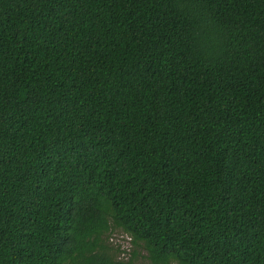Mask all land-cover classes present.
<instances>
[{
  "label": "trees",
  "instance_id": "1",
  "mask_svg": "<svg viewBox=\"0 0 264 264\" xmlns=\"http://www.w3.org/2000/svg\"><path fill=\"white\" fill-rule=\"evenodd\" d=\"M142 249L264 264V0H0V264Z\"/></svg>",
  "mask_w": 264,
  "mask_h": 264
},
{
  "label": "rangeland",
  "instance_id": "2",
  "mask_svg": "<svg viewBox=\"0 0 264 264\" xmlns=\"http://www.w3.org/2000/svg\"><path fill=\"white\" fill-rule=\"evenodd\" d=\"M102 243L104 245L103 251H107L109 255L114 257L116 261L127 262L132 254L133 243L131 237L121 230H110L103 236ZM146 251L142 249L141 254L137 256V264H148L145 259Z\"/></svg>",
  "mask_w": 264,
  "mask_h": 264
}]
</instances>
